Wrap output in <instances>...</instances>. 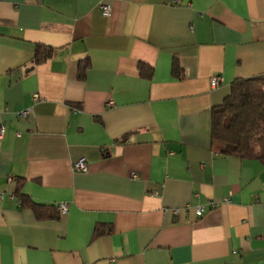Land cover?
I'll return each instance as SVG.
<instances>
[{
    "label": "crops",
    "instance_id": "1",
    "mask_svg": "<svg viewBox=\"0 0 264 264\" xmlns=\"http://www.w3.org/2000/svg\"><path fill=\"white\" fill-rule=\"evenodd\" d=\"M256 76L264 0H0V264H264V164L211 147Z\"/></svg>",
    "mask_w": 264,
    "mask_h": 264
},
{
    "label": "trees",
    "instance_id": "2",
    "mask_svg": "<svg viewBox=\"0 0 264 264\" xmlns=\"http://www.w3.org/2000/svg\"><path fill=\"white\" fill-rule=\"evenodd\" d=\"M54 55L50 47L38 45L32 65L41 64ZM88 64L82 68L80 78H84ZM144 78H151L153 69L146 64L139 65ZM182 68L175 59L173 74L180 76ZM130 135L118 142L125 143ZM211 147L226 157H237L243 160H257L264 164V76L248 79H237L231 85L230 95L224 102L213 108L211 124ZM22 204L29 206L38 219L57 220L61 214L57 208L40 206L21 194L20 188L15 192ZM97 226L94 236L100 237L110 233Z\"/></svg>",
    "mask_w": 264,
    "mask_h": 264
},
{
    "label": "built area",
    "instance_id": "3",
    "mask_svg": "<svg viewBox=\"0 0 264 264\" xmlns=\"http://www.w3.org/2000/svg\"><path fill=\"white\" fill-rule=\"evenodd\" d=\"M100 9H101V12L103 14L104 17L108 18L111 16V13H112V7L109 3H106V2H103L102 4H100ZM221 83V78L220 77H213L212 80H211V85L213 88H216L220 85ZM109 105H113L112 102H109ZM28 115V111H25V112H21L18 114V117H23V116H27ZM3 132V129H1V133ZM74 170L76 172H87L88 171V165L86 163V161L84 159H81L79 160L78 162H76L74 164ZM9 181H13V178L10 177L9 178ZM212 208L215 207V204H211ZM69 204L67 203H61L59 205H57V210L58 212L61 214V216L63 215H66L68 214L69 212ZM196 212V216L197 217H202L205 213H206V209L204 207H198L196 208L195 210Z\"/></svg>",
    "mask_w": 264,
    "mask_h": 264
}]
</instances>
